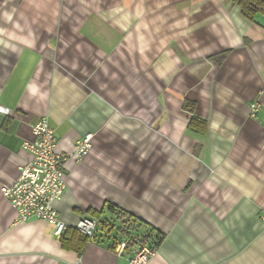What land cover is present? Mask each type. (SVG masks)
<instances>
[{"label":"crops","instance_id":"1","mask_svg":"<svg viewBox=\"0 0 264 264\" xmlns=\"http://www.w3.org/2000/svg\"><path fill=\"white\" fill-rule=\"evenodd\" d=\"M40 117L70 155L92 134L54 204L69 228L87 209L111 219L109 203L164 235L146 264H264V15L233 0H0V264H128L137 244L116 254L112 232L78 255L47 221H15L1 186Z\"/></svg>","mask_w":264,"mask_h":264},{"label":"built area","instance_id":"2","mask_svg":"<svg viewBox=\"0 0 264 264\" xmlns=\"http://www.w3.org/2000/svg\"><path fill=\"white\" fill-rule=\"evenodd\" d=\"M258 108L257 102L251 103L252 114ZM31 134L32 139L22 144L30 158L20 166L19 175L13 183L1 186V193L14 209L16 222L42 219L54 225L55 235L61 236L69 225L60 218L54 204L62 197L66 187L64 165L70 156L80 160L89 152L92 134L78 138L71 155L57 150L56 133L47 117H40L32 124ZM72 227L91 237L96 231L97 221L83 216ZM127 246L126 241L120 242L114 247V252L122 254ZM154 254L155 249L147 244H137V250L130 256L128 264H146ZM70 264H80V260Z\"/></svg>","mask_w":264,"mask_h":264},{"label":"trees","instance_id":"3","mask_svg":"<svg viewBox=\"0 0 264 264\" xmlns=\"http://www.w3.org/2000/svg\"><path fill=\"white\" fill-rule=\"evenodd\" d=\"M239 6L241 14L247 20H253L256 14L264 15V0H233ZM185 110L193 111L194 102L184 101ZM188 128L198 133H205L207 130V122L197 116H191L188 122ZM106 209L112 214L111 219H101L102 211L87 209L86 216L93 217L97 221V229L101 232L114 233L119 241H126L128 244H147L152 249L159 246L164 235L155 230L145 221H142L131 213L113 205L106 204ZM96 231L92 235L95 237ZM89 237L81 234L75 228H67L60 236L61 245L66 249L74 250L80 255L84 250ZM116 244V242H115ZM113 243L110 248H114Z\"/></svg>","mask_w":264,"mask_h":264}]
</instances>
